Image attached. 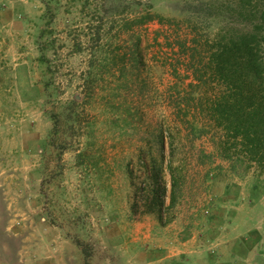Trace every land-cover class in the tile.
<instances>
[{"label":"rangeland","instance_id":"1","mask_svg":"<svg viewBox=\"0 0 264 264\" xmlns=\"http://www.w3.org/2000/svg\"><path fill=\"white\" fill-rule=\"evenodd\" d=\"M119 11L173 23L137 47ZM250 27L238 0H0V264H264V167L210 114L207 41Z\"/></svg>","mask_w":264,"mask_h":264},{"label":"trees","instance_id":"2","mask_svg":"<svg viewBox=\"0 0 264 264\" xmlns=\"http://www.w3.org/2000/svg\"><path fill=\"white\" fill-rule=\"evenodd\" d=\"M122 1L126 3V0ZM131 3L124 10L131 8ZM137 4L142 5L141 1ZM258 6L259 0H238L242 14L250 20V29L220 33L207 44L212 49L209 57L212 72L224 86L210 104L211 117L224 130L226 142L237 154L242 153L249 162L264 167V5ZM118 14L122 27L133 34L138 33V27L153 21L173 23L150 11L131 17L128 14L132 13L126 11ZM139 34L133 39L137 47L141 42ZM176 42L182 44L183 40L177 37ZM78 46L82 48V45ZM174 194L173 183L172 201L175 200Z\"/></svg>","mask_w":264,"mask_h":264},{"label":"crops","instance_id":"3","mask_svg":"<svg viewBox=\"0 0 264 264\" xmlns=\"http://www.w3.org/2000/svg\"><path fill=\"white\" fill-rule=\"evenodd\" d=\"M258 207H259L260 210L264 209V205H258ZM260 222H261L262 224H264V214H263L262 218L260 219ZM261 226H262V225H261ZM262 233H264V232H262Z\"/></svg>","mask_w":264,"mask_h":264}]
</instances>
